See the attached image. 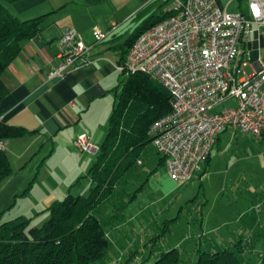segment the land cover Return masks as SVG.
<instances>
[{"label":"crops","instance_id":"1","mask_svg":"<svg viewBox=\"0 0 264 264\" xmlns=\"http://www.w3.org/2000/svg\"><path fill=\"white\" fill-rule=\"evenodd\" d=\"M217 1L229 13L249 12V0ZM0 2L21 20L43 18L40 33L21 42L19 54L2 76L9 93L0 101V116L4 122L26 129L25 135L6 140L5 149L13 170L14 166H20V170L31 164L41 169L49 167L52 161L55 167L52 168L50 163V168L63 172L60 178L52 174L50 178H44L45 181L49 180L51 188H44V194L36 199L38 210L44 212L61 194L73 193L74 187H80L81 177L87 173L89 175L93 163L91 153L80 150L75 142L80 134H89L95 145L92 150L98 154L101 142L109 131L113 107L124 77L122 66L126 41L139 27L160 12L168 10L174 3L171 4V0ZM114 24L117 26L112 34L93 47L88 63L71 67L62 78H48L49 70L61 61L58 42L66 28H75L86 43L92 44L94 28L109 30ZM244 61L247 63L246 70L250 73L264 66V24L253 23L244 36L239 62ZM232 130L236 137L245 135L241 139H257L258 143L252 141L251 144L259 149L257 156L264 165V138ZM232 135L231 131L225 130L218 136L208 167L213 150L217 146L222 147L223 141ZM143 150L136 165L130 170L143 164ZM160 162L167 167L164 156ZM196 176L201 177L202 172H198L193 178ZM35 178V184L44 182L40 179L41 175ZM88 181L79 190L77 188L81 192L78 194L89 192L91 177ZM21 215L26 216V209Z\"/></svg>","mask_w":264,"mask_h":264},{"label":"built area","instance_id":"2","mask_svg":"<svg viewBox=\"0 0 264 264\" xmlns=\"http://www.w3.org/2000/svg\"><path fill=\"white\" fill-rule=\"evenodd\" d=\"M248 7V13L232 14L217 0H176L168 16L142 32L127 53L122 71L145 72L172 94L171 111L151 125L149 136L176 181L186 183L202 171L228 128L264 138V66L250 73L247 63L239 62L244 36L253 23L264 24V0H249ZM116 26L94 28L92 44L66 28L58 42L61 61L48 78H62L71 67L88 63L93 47ZM230 99L234 107L214 110ZM76 144L92 149L87 134Z\"/></svg>","mask_w":264,"mask_h":264},{"label":"rangeland","instance_id":"3","mask_svg":"<svg viewBox=\"0 0 264 264\" xmlns=\"http://www.w3.org/2000/svg\"><path fill=\"white\" fill-rule=\"evenodd\" d=\"M171 1L173 4L176 0ZM122 87L123 82L119 92ZM235 105L236 101L230 99L214 110ZM226 130L233 135L213 150L206 172L188 184L171 177L153 142L145 145L143 164L124 175L110 198L96 210L110 239L108 264H121L132 251L139 257L131 263L140 264L151 251L158 254L172 247L183 251L189 264L197 257L200 245L205 249L213 244L222 248L240 238L251 245L255 240L256 250L250 256L252 262L257 261L264 241V165L257 156L259 149L251 144L258 143L257 139H241L245 135L236 137L232 129ZM90 144L93 149L91 140ZM92 149L87 153L95 163L97 152ZM50 163L39 170L32 164L20 170V166H14L15 173L0 185V223L16 218L26 209V216L33 217L32 225H44L50 213L38 210L36 199L44 194V188H51L44 178L63 175L62 170H52ZM38 175L44 182L35 184ZM89 178L88 173L82 176L80 187H74L73 193H81L78 190ZM89 193L90 190L82 195ZM66 196L61 194L57 200Z\"/></svg>","mask_w":264,"mask_h":264},{"label":"trees","instance_id":"4","mask_svg":"<svg viewBox=\"0 0 264 264\" xmlns=\"http://www.w3.org/2000/svg\"><path fill=\"white\" fill-rule=\"evenodd\" d=\"M16 1V0H9ZM169 12H160L139 27L126 41L125 57L136 38ZM42 17L21 20L0 2V101L9 93L3 81L8 65L21 50V42L40 33ZM123 87L118 92L110 118L109 131L97 159L89 170L92 186L88 195L69 193L48 208L49 219L43 226L32 225L24 215L0 223V264H108L110 239L97 208L113 194L117 182L140 157L149 142L151 125L172 109L173 97L153 77L142 71H122ZM26 134V129L1 120L0 141ZM211 153L203 165L206 172ZM14 173L6 149L0 148V185ZM243 238L227 247H197V257L189 264H264V241L257 261L256 250ZM139 257L132 251L121 264H132ZM188 258L178 247L143 258L140 264H187Z\"/></svg>","mask_w":264,"mask_h":264}]
</instances>
